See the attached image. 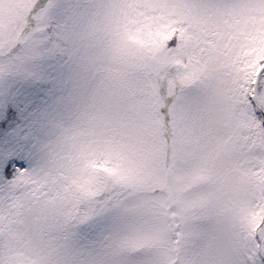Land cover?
<instances>
[{
	"label": "snow or ice",
	"instance_id": "snow-or-ice-1",
	"mask_svg": "<svg viewBox=\"0 0 264 264\" xmlns=\"http://www.w3.org/2000/svg\"><path fill=\"white\" fill-rule=\"evenodd\" d=\"M0 264H264V0H0Z\"/></svg>",
	"mask_w": 264,
	"mask_h": 264
}]
</instances>
